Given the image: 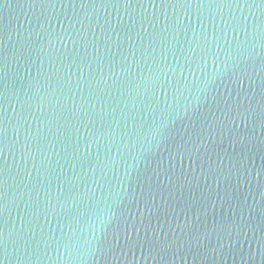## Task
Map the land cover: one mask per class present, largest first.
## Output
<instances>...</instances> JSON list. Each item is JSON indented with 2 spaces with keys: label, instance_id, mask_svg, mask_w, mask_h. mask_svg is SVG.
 I'll return each mask as SVG.
<instances>
[{
  "label": "water",
  "instance_id": "obj_1",
  "mask_svg": "<svg viewBox=\"0 0 264 264\" xmlns=\"http://www.w3.org/2000/svg\"><path fill=\"white\" fill-rule=\"evenodd\" d=\"M0 264H264V0H0Z\"/></svg>",
  "mask_w": 264,
  "mask_h": 264
}]
</instances>
